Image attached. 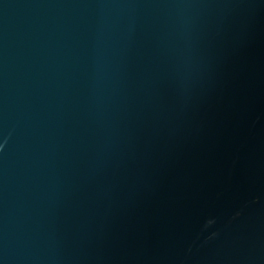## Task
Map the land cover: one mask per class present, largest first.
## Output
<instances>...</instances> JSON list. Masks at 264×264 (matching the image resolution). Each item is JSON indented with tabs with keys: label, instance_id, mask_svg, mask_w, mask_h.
Wrapping results in <instances>:
<instances>
[{
	"label": "water",
	"instance_id": "95a60500",
	"mask_svg": "<svg viewBox=\"0 0 264 264\" xmlns=\"http://www.w3.org/2000/svg\"><path fill=\"white\" fill-rule=\"evenodd\" d=\"M0 264H264V0H0Z\"/></svg>",
	"mask_w": 264,
	"mask_h": 264
}]
</instances>
